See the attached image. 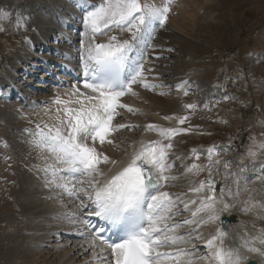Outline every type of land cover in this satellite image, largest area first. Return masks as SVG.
<instances>
[{"label": "snow or ice", "instance_id": "6c2138e0", "mask_svg": "<svg viewBox=\"0 0 264 264\" xmlns=\"http://www.w3.org/2000/svg\"><path fill=\"white\" fill-rule=\"evenodd\" d=\"M173 3L174 0H164L162 6H157L148 0H101L98 5H89L84 9V38L81 40L80 57L83 90L79 85H72L70 91L64 94L68 99L57 95L54 104L63 106L56 109L57 124H44L43 127L37 124L36 131L30 132L28 142L43 161L42 166L36 167L44 175L45 187L59 189L79 202L77 211L65 214L64 218L70 224H80L85 229L77 231L80 236L90 239L91 249L97 247V242L103 245L101 253L110 249L112 264H164V261L196 264L200 260L214 261L215 264H249V257L241 249L264 258V247L254 246L257 242L264 246V229L251 239L245 232L240 237L239 245L226 247L224 241L227 233L223 230L220 213L233 205L224 203L223 189L219 201L214 195L205 196L194 210L190 205H196V200L186 201L183 194L160 190L169 181L177 179L170 175L174 164L168 163L169 150L173 147L171 140L180 131L187 130L149 124L146 130L157 131L162 140L168 143L162 140L141 143L126 166L110 178H105V172L100 167L102 164L115 166L118 161L97 151L95 142L112 144L114 141L109 139L112 133L136 127L113 124L118 109L126 108L130 113L134 111L120 102L121 97L126 93L137 95L133 90L136 84L150 90L157 87L147 79V74L153 71L146 67L147 50L152 48L155 51L153 40L157 26H166ZM6 19L7 12L0 11V21ZM20 23L17 20L18 26ZM101 37L106 39L101 41ZM188 85L189 82L185 80L177 84L176 89H183L187 95L191 90ZM185 107L194 109L197 105L188 104ZM185 119L180 117L178 122L183 124ZM89 140L93 142L92 146ZM261 147L264 148V145ZM218 151L215 146L208 149L209 177L211 164L221 163L220 160H213V155ZM45 152L52 155V161L43 155ZM192 152L199 160L196 150ZM248 155L255 156L256 153L249 149ZM223 163L227 168L228 162ZM185 171L199 172L202 168L193 162ZM206 184L210 190H215L214 181L209 179L201 181L198 187H190L189 191L200 193ZM217 203L223 207L218 209ZM180 205H183V211H190L191 216L177 221L174 217L181 215ZM259 206L264 209V205ZM254 207H257L256 203L245 202L242 211L247 213ZM201 213L204 215H199ZM87 217H96L116 229V239H106L103 235L105 228L93 225ZM215 221H220L221 227L206 241V247L210 250L207 255L195 256V247H180L193 243L191 234L198 233L201 225ZM193 224L195 228L187 233L178 231ZM199 238L197 234L195 239ZM164 248L173 250L161 251ZM96 258L103 264V257L97 255Z\"/></svg>", "mask_w": 264, "mask_h": 264}, {"label": "rangeland", "instance_id": "374dc122", "mask_svg": "<svg viewBox=\"0 0 264 264\" xmlns=\"http://www.w3.org/2000/svg\"><path fill=\"white\" fill-rule=\"evenodd\" d=\"M98 1L101 2V0ZM98 1H94L92 5H96ZM33 2L38 3L35 6L36 9L41 8L47 11V7H44L46 4L44 0H22V3L19 5L17 3L14 8L5 5H3L5 7L0 8V11L8 14V19L0 21V29H2L0 30V81H2L1 77L6 73L10 62L18 59L23 62L29 60L28 55L22 50L23 47L27 46L26 44L31 46L30 43H35L38 38L43 39L44 35L35 29L37 22L49 23L51 20L58 19L57 17H50L52 10L49 11L48 9L49 13L40 14L38 21L35 22L34 18L37 12H32ZM58 4L62 6L60 9L55 6L59 18L65 16L69 19L68 13L77 10V6H72L68 0H60ZM160 4L163 5L162 2ZM160 4L157 6H162ZM182 4L184 7H181ZM188 4H186L188 5L186 9L189 10H186L185 3H173L167 20H170L174 25L177 24L186 36L180 35L176 38L159 40L161 43L158 41L155 44L158 47L156 49L160 48L159 52L155 49L153 56L150 53L147 55L146 59L149 58L154 61V66L151 67L153 71L149 74L157 75L155 78L157 81L153 83L157 87L153 88L152 92L148 91L150 89L142 87L144 92L151 93V95L146 93L150 97L144 96L142 103L145 99V104H150L148 99L158 97L154 95L162 97L170 95L171 98L175 99L177 103L174 101L173 107H169L167 104V109L165 101H160V104L158 103L160 106L157 104L158 113L171 117L176 129L187 130L180 131L172 138L173 147L169 150L170 159L168 163L174 164L173 169L176 172L183 171L193 162L202 168V171L191 172L192 176L188 180L189 186L181 182L174 188L184 194L186 201L192 197L198 202L206 194L203 190L200 193H193L188 188L190 186L198 187L201 181H207L209 178L214 180V177H218L217 182L223 183L222 198L224 203L233 205L225 213H237L239 220L243 221L250 229L261 234V230L264 229V209L259 205H264V174L263 178H259L252 176L251 173L255 169V161L264 151V148L261 147L264 145V70L262 69L264 67V0H210L206 4H204V0H196L191 7H189V2ZM182 10L188 12L185 14ZM82 12H79L81 19L84 15ZM17 20L21 21L19 26ZM83 32L84 29H81L74 33L75 38H78L74 42L78 46L81 43ZM124 35L126 36V34ZM193 40L195 42H192ZM60 42L54 41L51 44L63 46V43ZM72 44L68 42L67 48H62L68 49L69 55L70 51L72 54V47L74 48ZM47 49L34 52L39 54L41 58L49 59L53 55ZM168 49H172V51ZM73 57L75 58V55ZM73 57L68 56V54L65 57L55 55L53 59L58 58L67 63H72ZM190 57L195 59L198 66L196 70L202 74L195 80L190 79L188 72ZM75 59L77 62L78 57ZM37 60H35L36 65H40V60H38L39 62ZM41 67L37 72L34 71L35 68H30V76H34L33 78H27L28 73L21 76L22 81L30 79L29 83L24 85V90L28 91L29 96L34 97L26 99L30 103L41 95L50 94L47 91V84L43 85L39 78H36L37 75L42 77V74L45 73V69L43 70ZM63 70L61 69V72L58 73L62 74ZM32 71L35 73L33 74ZM58 73L57 76L60 75ZM185 80L190 83L188 87L191 89L187 95L184 94L183 89L180 91L176 89V85ZM37 83L42 86L41 88L38 87L40 89L34 87ZM0 91V264H29L28 260L30 261L32 257L22 256V252L26 249V240L19 237L20 235L25 236L24 232L28 230L27 224L21 216V207L24 205L21 202L24 201L25 197L28 200L37 194L36 185L41 186V183H38L44 179V176L42 172L39 173L36 170L33 157L28 156L24 162H21L16 153L17 149L20 150V148H17L15 139L24 146L28 145L32 148L28 141L31 139L30 132H35L36 128H32L31 123L33 122L16 121L15 118L9 121L10 117L5 116V118L2 115L1 112L5 110L13 113L14 108L26 109L27 106L24 105L26 102L19 101L17 93L13 94L15 93L13 91L3 93L1 88ZM161 92L164 95H160ZM44 102L40 108L45 106V104L43 105ZM48 104L45 107L47 110L50 108V103L48 102ZM188 104H195L197 107L188 109L185 107ZM5 107H9V109H5ZM28 108L30 107L28 106ZM3 114L8 115V113ZM56 117L47 121L45 119V121L43 119L35 121H39L38 124L41 127L44 124L56 125ZM180 117H186L183 124L178 122ZM148 121L151 123L153 120ZM152 124H156V120ZM213 146L219 149L218 153L213 155V160H220L221 163L211 164V176L209 177L208 149ZM193 149L199 154V160L193 155ZM249 149L256 155H248ZM31 151L34 153V150L31 149ZM224 161L228 162L227 168L224 166ZM20 168L31 175V179L23 181L25 184L22 182L23 175L19 174L23 173ZM248 175L252 177L250 178ZM237 193L239 194L237 195ZM245 202L256 203L257 207L245 213L242 211ZM29 212L31 211L29 210ZM202 215L204 214L202 213ZM35 216H37L35 213H30L28 219H33ZM212 225L213 222L211 225L210 223L203 224L205 228ZM203 226L201 225L202 229H198L201 231V235L204 232L202 231L204 230ZM181 233L183 234V231ZM192 234L191 238H193ZM40 245L41 242H38L35 247H30V249L33 248L34 252H40ZM12 256L14 257L11 259Z\"/></svg>", "mask_w": 264, "mask_h": 264}, {"label": "bare ground", "instance_id": "6f19581e", "mask_svg": "<svg viewBox=\"0 0 264 264\" xmlns=\"http://www.w3.org/2000/svg\"><path fill=\"white\" fill-rule=\"evenodd\" d=\"M36 1H38V0H36ZM44 1L46 3L44 7H47V11H44L45 9L42 10L41 8L36 9L35 6L38 3L33 2L32 6L30 5L31 8L33 9L32 12H34V11L37 12V13H35V16H36L34 18L35 22L38 21L39 15L47 13L48 9H49V11L52 10V15L50 17H57L58 19L51 20L49 23L43 22V21L37 22L35 29L39 30V32H41L42 35H44L43 37L41 36L43 39L38 38L35 43H33V44L30 43L31 46H29V44H26L27 46L23 47L22 50L24 53H26L28 55V57L27 56L26 57L29 60L23 62V61L18 59V60H14L13 62H10V64L8 63L9 65H8L7 71L1 77L2 81H0V88L3 91V93H5V92L10 93L12 91L15 92L13 94L17 93L16 95H18L19 101L26 102V104L24 102H22V103H24L25 106L30 107L28 109L26 107L27 110L24 108H21V109L14 108L13 113L6 112V110H5V111L1 112L2 115L4 117L5 116L10 117V119L8 118L9 121L11 119L15 118L16 121H25L26 123L33 122V123H31V126L34 129L36 128V125L39 123V121H35V120H41V119L44 120L45 119L47 121V120L52 119V118L55 119V117L57 116V113H56L57 107H61V108L63 107L62 105L54 104L53 101L57 95H60L64 99H68V97H66L64 94L66 92L70 91V89H71L70 86L79 85L82 89V83L71 84L70 83L71 80L68 79V77L66 78V75L61 77V76H57V73L61 72V69L68 70L69 73L76 72L79 69L82 70V62L80 59V57L82 55L81 43L78 46V44L74 42V40L78 39V38H75L74 33L81 30V29H84V25L82 23L83 19L80 18L81 16L79 15V12H81V11L84 12V9H87L89 5H92L94 3V1H98V0H68L72 6H75V5L77 6V10L75 12L68 13L70 15L69 19H67L65 16H62L61 18H59L60 16L58 17L59 13H58V11H56L55 6H57V8H59V9H60V7H62L60 4H58L60 2V0H44ZM209 1L210 0H204V4L209 3ZM148 2L159 5L161 2L164 3V0H148ZM175 2L185 3V9H186L187 8L186 6L189 5L188 2L190 3L189 7H191L193 4H195L196 0H193V1L174 0V3ZM17 3H18V5L21 4L22 0H0V8L5 7V6H12L14 8ZM98 4H99V1L96 2V5H98ZM186 4H188V5H186ZM3 5H5V6H3ZM160 5H162V4H160ZM182 5L183 6H181V7H184V4H182ZM186 10H189V9H186ZM182 12L185 13L188 11L184 12L182 10ZM180 13H181V11H180ZM190 13L192 14V12H190ZM185 17H186V15H185ZM171 19H173V18H171ZM177 20H178V18H177ZM183 20H184V18H183ZM54 30H55V32L53 33ZM122 35H124V34H122ZM180 35L181 36L185 35L183 33V30H181V28L179 26H177V24H175V25L172 24L169 20L166 22V26L164 28H160L159 26H157L156 38L153 40V44L155 45L159 40L163 41L164 39H167V38L168 39L174 38V37L176 38V36L179 37ZM83 38L84 37L82 36L81 39H83ZM104 39H106V37L100 38L101 41H103ZM29 41H31V40H29ZM54 41H61L63 43V46H60V45L57 46L58 44L52 45L51 43ZM68 42L73 43L72 45H74V48L72 47V49H73L72 54L70 51V55H69L68 49H62L64 47L67 48ZM192 42H195V40H193ZM160 47H162V45H160ZM156 48H158V47H156ZM46 49L50 52L51 55H53L49 59H47L45 57L41 58V56L39 54L34 52V51H37V52L40 51L41 52V50L44 51ZM159 49H156V50L158 51ZM148 50L149 51H148L147 55H149V53H150V55L155 54V53H153L152 48H149ZM67 54L70 57H73V55H75V58L78 57L77 62H76V59L74 57L72 58L73 59L72 63H70V62L67 63L66 61L60 60L58 58L53 59L55 57V55H59V57L62 55V57H65V56H67ZM48 56H50V55H48ZM36 59L40 60V62H41L40 65H36V63H35ZM38 60H37V62H39ZM188 63H189L188 72H189L190 79L195 80L198 77H201L202 74L196 70V67H198V66H197V63L195 62V59L193 57L192 58L190 57ZM152 66H154L153 59H149V58L146 59V67L151 68ZM32 67L35 68L34 69L35 72H37V70L40 67L43 70L45 69V71H44L45 73L42 74V77L37 75L36 78H39V81H41V82H42V80L48 81V76H55L57 78V81H55L56 84H58V85L61 83L67 84V85L64 84L65 89L57 90L56 87L54 88V87L50 86V84H48L47 85V89H48L47 91L50 94L41 95L38 98H35L31 103L28 102L26 99L34 98L32 96H29V93L27 90H24V85L29 83L30 79L22 81L21 76H24L26 73H28L27 78H31V77L33 78L34 76H30L31 72H29V70H31L30 68H32ZM262 69L264 70V67H262ZM34 71H32L33 74L35 73ZM196 71H197V73H196ZM59 74H61V73H58V75ZM65 74H67V71L65 72ZM156 76L157 75H151L148 73L147 74L148 82L150 84H153L154 82H156L157 81L155 79ZM58 77H60V78H58ZM158 82L161 84L160 81H158ZM38 85H39V83L34 85V87L36 89H40L42 86H40V85L38 86ZM66 86L70 87V88H67ZM138 86L141 88H139ZM38 87H40V88H38ZM142 87L143 86H141L140 84L133 85V90L135 91V93H137V95H132L131 93H126L125 96L121 97L120 102L132 107L134 109V111L130 113L127 111L126 108H120V109H118V115L116 116L115 120L113 121V124H126V125L136 126V127L132 128V130L122 129L120 131L112 133V135L109 137V139H112L114 141V143H112V144L105 142L103 145H101L98 141L95 142L94 146L97 148V151L103 152L104 154L109 156L111 159L118 161L117 165H115V166H113L111 164L100 165L101 170L105 172V178H110L111 175H114L123 166H126V164L129 161L131 154L133 153V151L139 149L141 143L147 144L149 141L162 140V137H160V135L158 134L157 131L146 130L147 125H149V124L156 125L160 128H175V124H174L172 118L169 116H166V115H160L158 113V109H157V107H158L157 104L160 101L166 102L165 103L166 109L168 108L167 107L168 105H169V107H173L175 99H173V97L171 98L170 95L169 96L165 95L163 97L159 96V95H154V96H158V97H154V98L152 97V98H150L151 100L148 99V101H150V104H145V99H144V102L142 103V100H143L142 98L144 96L148 97V95L146 93H149L151 95L150 92H144L142 90ZM148 91L152 92L153 89L148 90ZM154 92H156V91H154ZM25 93H27V94H25ZM32 93H34V92H32ZM174 98H175V96H174ZM42 102H44L43 105L45 104V106L43 108H40ZM48 102L50 103V108L47 110V108H45V107H46V104L49 105ZM146 103H148V102H146ZM71 106L72 107H78V105H71ZM162 107H160V108H162ZM6 108L9 109V107H5V109ZM166 109L164 110L165 112H166ZM3 113H8V115L3 114ZM61 115H62V113H61ZM165 117H169V119H165ZM148 120H153L152 122H154V120H156V124H152V122L150 123V121H148ZM6 121H8V120L6 119ZM12 125H14V124L12 123ZM19 129H21V128H19ZM162 142L168 143L167 140H162ZM15 143L18 145L17 148H20V150L17 149L16 153L19 156L21 162H24L25 159L28 156H30V157H33V161H35L33 163L35 166H37V165L42 166L43 165V161L40 160L39 155H38L36 150H34L33 148H31L28 145L24 146V144H22L21 142H18L16 139H15ZM88 143L90 146L93 145V142L91 140H89ZM31 149L34 150V153L31 151ZM43 155L47 156L49 158V161L53 160V157L50 153L45 152V153H43ZM27 161H29V160L27 159ZM33 163H32V165H33ZM255 163H256V165H254L255 169L251 173L252 176L263 178L262 176L264 174V151H262V154H260V156L255 161ZM21 169H22L23 173H19V174L23 175L22 176V182L27 181V179H29V178L31 179V175L27 171H25L23 168H20V170ZM109 169H111L110 172H109ZM185 169H183V171L181 170V172H176V170H174L172 168L170 175L177 177V179L169 181L167 183V185L164 188H161L160 190L161 191H168V192L180 195L182 192L177 190V188L175 189L174 187L176 185H180L181 182H183L184 185L186 184L189 186L188 180H190L189 178L192 176V174L189 172H186ZM34 170H35V168H34ZM36 170H37V168H36ZM34 172H36V171H34ZM39 173H41V172H39ZM248 176L250 178L252 177L251 175H248ZM32 180H34V179H32ZM40 183H41V186L40 185L39 186L41 189L39 188L38 185H36L37 194L34 195V197L30 196L31 198H29V196H28V198H29L28 200H26V197L24 196L25 199L23 202H21V204H24L21 207L22 208L21 216L24 218L23 220L27 224L28 230H25V232H24L25 236L20 235L19 237H23L26 240V249H24V252H22L23 253L22 256L27 257V255H28V257L29 256L32 257L30 261L28 260L29 264H102L101 260L96 258L97 255L104 258L103 264H112V258H111L112 256L109 255V253L106 250L104 251V253H101L100 249L102 247H99L98 245L94 250L91 249L89 247L90 242H91L90 239H85V237H82L78 234L77 229L85 230L82 228V226L80 224H75V225L70 224L68 219L64 218L65 214H71V213H74L77 211V205L79 204V202L70 198L67 194L62 193L61 190H59V189L52 190L49 187H45L44 179H42L41 182L39 181L38 184H40ZM21 186H22V183H21ZM190 187H193V186H190ZM26 192H27V190H26ZM207 192L209 193V191H207ZM31 195H33V194H31ZM21 198H23V197H21ZM20 199H19V202H20ZM189 199H192V197H190ZM216 199L219 201L221 199V196L218 195V197H216ZM199 203H200V201H198L196 205H190V208L192 210H194L195 207L199 206ZM216 207L218 209H220L223 207V205L220 203H217ZM34 208H36V209H34ZM180 208H181V215L174 217L175 220L182 221V220L189 218L191 216L190 211H183V205H180ZM29 210L31 212H29ZM30 213H35L37 216H35L33 219H28V218H30ZM199 215H202V213ZM220 215H221V218L227 219L225 224H223V226H225V227H223V230L227 233V237L225 238V241H224L226 247L230 246L232 244L239 245L241 242L240 237L245 232H247L249 234V237H248L249 239H251V237H253V236L260 235L259 232H257L256 230L250 229L243 221L239 220L237 213H233V212L232 213H225V211H223L220 213ZM210 225H211V223H210ZM219 227H221L220 221L213 222V225L211 227H209V226H208V228L204 227L203 228L204 230H202V231H204L202 233V235L200 234L201 231H198V233L200 234L199 239H195V237L198 234L197 232H195V234H192L193 243L183 244L184 246H186L184 248L192 249L193 247H195V249H196V251L194 253L195 256L207 255L210 250L206 247V241L208 239H210L211 236L216 233V230ZM192 228H195L194 224L182 227V228L178 229V231L180 233H181V231H183V233H187ZM200 229H202L201 226H200ZM38 242H41L40 252H34L33 248L30 249V247H35ZM183 245H180V246L182 247ZM254 246L264 247V246L259 245L258 242ZM29 249H30V252L28 253ZM172 250L173 249H170L168 251H172ZM241 251L249 257V260H253L257 264H264V258L260 257L258 254L249 253L244 249H241ZM40 253H41V255H39ZM13 257L14 256H12L11 259ZM164 264H171V261H164ZM196 264H215V262L214 261L200 260V261H197Z\"/></svg>", "mask_w": 264, "mask_h": 264}, {"label": "water", "instance_id": "95a60500", "mask_svg": "<svg viewBox=\"0 0 264 264\" xmlns=\"http://www.w3.org/2000/svg\"><path fill=\"white\" fill-rule=\"evenodd\" d=\"M223 221H226V218L222 219ZM249 264H256L255 262H249Z\"/></svg>", "mask_w": 264, "mask_h": 264}]
</instances>
